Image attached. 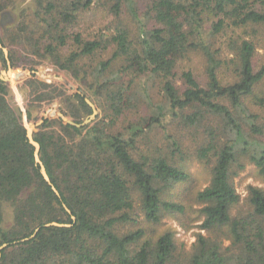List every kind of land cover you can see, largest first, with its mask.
<instances>
[{
  "label": "trees",
  "instance_id": "16d2710c",
  "mask_svg": "<svg viewBox=\"0 0 264 264\" xmlns=\"http://www.w3.org/2000/svg\"><path fill=\"white\" fill-rule=\"evenodd\" d=\"M95 10L110 21L83 27ZM5 12L16 18L0 32V264H264V189L248 186L231 214L234 178L252 165L264 181V0H0ZM193 53L202 81L177 72ZM86 99L98 115L81 128L43 120L57 109L79 124ZM186 150L210 175L195 209L179 190ZM165 215L203 234L185 250L155 228Z\"/></svg>",
  "mask_w": 264,
  "mask_h": 264
},
{
  "label": "rangeland",
  "instance_id": "374dc122",
  "mask_svg": "<svg viewBox=\"0 0 264 264\" xmlns=\"http://www.w3.org/2000/svg\"><path fill=\"white\" fill-rule=\"evenodd\" d=\"M15 18L16 17L13 13H6V12L3 13L0 16V32H4L5 28L8 25L14 23ZM84 19H85V22H84L83 27L84 26L87 27L90 24L92 25V27H96L99 23H106L110 21L109 16L107 18L104 17L101 10H95L94 14H90V13L87 14ZM228 36L230 37V34H227V36L226 37L224 36V37L227 38ZM222 40H224V38ZM259 53H260L259 55L260 57L258 58V62L262 63L264 62V51L259 50ZM187 69L193 71L195 75L200 79V81H202L203 61L200 55L195 54V53L189 54L187 58L182 60V62H180L177 66V72L179 74L181 73L182 70H187ZM38 73H42V72H38ZM225 73H228V72H225ZM44 74H49V73H44ZM52 74L54 73H50L49 75H52ZM225 76H228V74ZM86 100H89V99H86ZM258 113L262 118V122L264 123V108L258 111ZM97 115H98V111H97ZM120 126H124V121L122 119L119 120L117 124V127L119 129H121ZM159 131H160L159 129H155V131L152 132L150 135V141L157 144V146L161 145L160 144L161 135ZM187 149H191V148L188 147ZM185 155H187V161L185 162V164H186L188 173L191 175V179L189 183L180 186L179 190L183 192V196H184V198H182V203L189 205L195 209V206L192 201L194 197V193H196L197 191L203 189L204 187L208 185L210 175H209V170L206 169L204 164L199 162L194 156H192L189 150H186ZM233 183H234V187L236 189L237 194L240 196L239 205L231 210V214L235 216L239 209H242V210L246 209L245 206H246L247 187L253 186V187L264 189V181L261 180L254 166L247 165L245 169L241 171L237 177L234 178ZM3 209H4V229H9L12 224V211H11L10 206L7 204H4ZM199 225H200L199 222L190 223L189 229L186 230L178 222L175 221V218L173 216L165 215L162 218L161 223L157 225L155 228L159 232H161V231H164L166 228L170 227L175 232V237L178 241V244L179 245L182 244L185 250H189V248L195 242V234L196 233L203 234V231H201L198 227Z\"/></svg>",
  "mask_w": 264,
  "mask_h": 264
},
{
  "label": "water",
  "instance_id": "95a60500",
  "mask_svg": "<svg viewBox=\"0 0 264 264\" xmlns=\"http://www.w3.org/2000/svg\"><path fill=\"white\" fill-rule=\"evenodd\" d=\"M0 49H2L5 58L8 59V52H7V50H6L5 48L2 47L1 44H0ZM7 63L9 64L8 60H7ZM9 71H10L11 77H12L13 79H17V80H18V79H21V78H22V77H16V76H14V75L12 74L10 68H9ZM33 73H35V72H33ZM35 74H37V75H39V76H43V77H45V78H47V79H50V80L65 81V80L63 79V77H61V76H56L55 74L49 75V74L38 73V72L35 73ZM27 75H28V74H27ZM86 103H87V104L89 105V107L92 109V114H91L89 117H87L86 119H84V120H83L81 123H79V124H78V123H74L73 121H71V120H69L68 118H66V117H65L60 111H58L57 109H52V110L47 111V112L44 114V119H43V120L47 119L50 113H54L55 115H57L62 121H64V122L67 123L68 125L73 126V127H76V128H81V127L87 125L88 123H90L92 120H94L95 117H96V115H97V110H96L95 106H94L89 100H86ZM43 120L39 121L35 126H39V125H41V124L43 123ZM33 128H34V127H31V128H29V129L27 130V132H26V137H27L28 143H29V144L33 147V149H34V161H35V164L38 165V167H39V171H40V174H41L42 178L44 179V181H45L46 183H48V184L51 186L52 190L54 191V193H55L56 195H59L58 192H57V190L54 188V186H53L52 183L50 182V179H49V177L47 176V173H46V171H45V168H44L42 162L40 161V158H39V149H40V146H39V144L33 139ZM67 211H68V210H67ZM44 226H45V227H48V226H63V225L58 224V223H55V222H52V223H49V224H45ZM36 231H38V229H36ZM36 231H35V232H36ZM6 247H7V244H3V245H1V246H0V251H1L2 249L6 248Z\"/></svg>",
  "mask_w": 264,
  "mask_h": 264
}]
</instances>
